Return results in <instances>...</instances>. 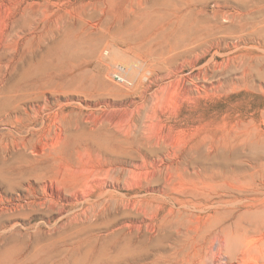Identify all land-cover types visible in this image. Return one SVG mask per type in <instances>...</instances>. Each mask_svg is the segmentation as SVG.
Wrapping results in <instances>:
<instances>
[{"label":"rangeland","instance_id":"1","mask_svg":"<svg viewBox=\"0 0 264 264\" xmlns=\"http://www.w3.org/2000/svg\"><path fill=\"white\" fill-rule=\"evenodd\" d=\"M187 2L0 0V264H220L212 231L264 235V1Z\"/></svg>","mask_w":264,"mask_h":264},{"label":"bare ground","instance_id":"2","mask_svg":"<svg viewBox=\"0 0 264 264\" xmlns=\"http://www.w3.org/2000/svg\"><path fill=\"white\" fill-rule=\"evenodd\" d=\"M187 1L190 2V0ZM230 2L231 0H223V4H228ZM237 2L240 3V7L242 9L243 8L247 9L248 5L246 4V0H237ZM237 15L240 20V24L238 27L240 28V30H242L247 25L245 24L246 19H243L245 16H243L244 14L242 13H238ZM165 18L166 17L164 15H160L158 20L159 22H162L164 21ZM234 20L235 17L232 18V21ZM211 21H212L211 17L210 16L207 17L206 15H203L201 10H195L189 7H185L184 9L176 11L175 21H173L174 24L173 27L176 29V31L183 30L186 33V35L189 36V38L193 39L195 36H197L199 32L202 31L208 32L210 29L209 23H211ZM214 26L216 27L217 25L212 24L211 27ZM83 195L85 194H82L81 196ZM255 207H257V209H260L262 211V213L260 214V219L264 218V197L259 199V203ZM170 214L171 211H168L167 215ZM178 219L175 220L176 222L173 225L172 224L170 225L171 230H173V232L177 235L181 232V228L183 225V223ZM188 219L192 223H194V221L196 223L197 222L199 223V220L197 218L193 220L192 217H188ZM172 220H174V218ZM252 228L253 225H250L249 223L248 226L246 227L244 226L242 228L241 232H236L235 234H232V237H229L228 234L223 230L217 229L215 230L216 232L212 231L213 235L211 234L212 235L211 243L216 241L218 243V247L216 248L215 252L213 251L211 252V261H213L214 259L216 260V258H221L222 261L221 262L219 261L220 264H264V235L259 234L260 229L252 232ZM111 237L114 238L115 235ZM233 237H236L235 242H233ZM198 259L199 258L196 254L195 257L185 260L184 264H197L200 262V259L199 260Z\"/></svg>","mask_w":264,"mask_h":264},{"label":"built area","instance_id":"3","mask_svg":"<svg viewBox=\"0 0 264 264\" xmlns=\"http://www.w3.org/2000/svg\"><path fill=\"white\" fill-rule=\"evenodd\" d=\"M111 75H112V79L114 82L120 83V84H126L127 83V81L121 76V74L119 72L116 73V71H115Z\"/></svg>","mask_w":264,"mask_h":264}]
</instances>
